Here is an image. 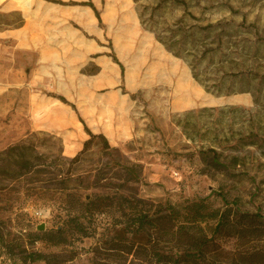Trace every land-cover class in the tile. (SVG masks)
<instances>
[{
    "label": "rangeland",
    "instance_id": "obj_1",
    "mask_svg": "<svg viewBox=\"0 0 264 264\" xmlns=\"http://www.w3.org/2000/svg\"><path fill=\"white\" fill-rule=\"evenodd\" d=\"M59 1L0 0V31L26 17L32 46L10 51L0 38V226L13 245L9 255L0 243V264H45L24 260L29 252L93 264L117 213L95 216L94 237H78L69 219L97 195L220 206L221 194L264 215V0H91L100 21L71 4L85 0ZM78 117L110 148L96 140L71 163L88 138ZM15 144L34 150L35 169L6 163ZM60 227L66 244L34 240Z\"/></svg>",
    "mask_w": 264,
    "mask_h": 264
},
{
    "label": "trees",
    "instance_id": "obj_2",
    "mask_svg": "<svg viewBox=\"0 0 264 264\" xmlns=\"http://www.w3.org/2000/svg\"><path fill=\"white\" fill-rule=\"evenodd\" d=\"M48 1L64 4L59 0ZM71 4L90 7L100 21L99 12L91 0ZM22 24L23 20H20L19 26ZM208 28L212 26L209 25ZM167 49L170 50L168 47ZM207 51L204 50L200 55L193 53L191 68L197 67V63L205 57ZM107 55L120 66L123 76V66L115 54L111 51ZM175 55L181 57L179 51H176ZM97 56L98 54L93 55ZM82 71L93 75L99 71V67L93 65L90 68L85 67ZM193 77L201 83L197 73L193 72ZM216 87V92L219 93L221 86ZM204 89L208 91L206 86ZM48 95L75 109L63 96ZM78 119L88 138L83 141L82 148L69 158L71 163L77 162L96 140L104 149L110 148L103 134L91 132L82 118ZM33 152L34 150L25 144H15L4 149L1 154L6 155V163L10 164L12 160L17 167L16 174L23 175L39 165V157ZM23 170L25 172H22ZM128 173L135 175L136 171L128 170ZM134 179L138 180L136 177ZM218 195L222 200L220 206H214L209 197L186 198L180 204H174L168 200L154 201L121 193L97 195L87 201H80V209L69 221L72 222L78 237H94L96 225L92 224V221L95 216L108 211L113 213V210L117 213L112 215V222L106 228L107 232L100 234L90 249L93 264H112L118 259L122 264L127 258L137 260L141 264H264V215L259 211L242 210L237 202H229L224 195ZM90 222L91 227L88 226ZM38 239L49 241L55 246L66 244V230L60 227L45 234L43 238H34ZM0 243L9 255L12 254L13 245L11 242H5L1 226ZM72 258L58 257L50 260L46 254L40 252H29L23 257L30 262L42 261L45 264H63Z\"/></svg>",
    "mask_w": 264,
    "mask_h": 264
},
{
    "label": "crops",
    "instance_id": "obj_3",
    "mask_svg": "<svg viewBox=\"0 0 264 264\" xmlns=\"http://www.w3.org/2000/svg\"><path fill=\"white\" fill-rule=\"evenodd\" d=\"M30 29H31L30 24L27 18L25 17L22 26L15 28V29L0 31V38L10 39V41L13 42L12 43L13 45H11L10 51H12V49L15 51L17 49H24V51H26L28 47L30 49L32 47L30 46V42L27 37V34ZM1 49H2V45L0 46V52H1ZM77 147H79V145Z\"/></svg>",
    "mask_w": 264,
    "mask_h": 264
},
{
    "label": "built area",
    "instance_id": "obj_4",
    "mask_svg": "<svg viewBox=\"0 0 264 264\" xmlns=\"http://www.w3.org/2000/svg\"><path fill=\"white\" fill-rule=\"evenodd\" d=\"M35 214H36L37 216H40V215H41V213H40V212H35Z\"/></svg>",
    "mask_w": 264,
    "mask_h": 264
},
{
    "label": "water",
    "instance_id": "obj_5",
    "mask_svg": "<svg viewBox=\"0 0 264 264\" xmlns=\"http://www.w3.org/2000/svg\"><path fill=\"white\" fill-rule=\"evenodd\" d=\"M39 229H42V227L40 226Z\"/></svg>",
    "mask_w": 264,
    "mask_h": 264
}]
</instances>
